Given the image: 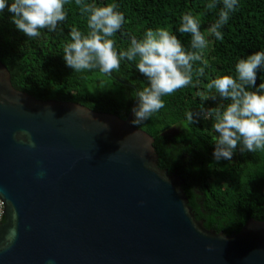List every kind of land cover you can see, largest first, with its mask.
<instances>
[{
  "label": "water",
  "instance_id": "water-1",
  "mask_svg": "<svg viewBox=\"0 0 264 264\" xmlns=\"http://www.w3.org/2000/svg\"><path fill=\"white\" fill-rule=\"evenodd\" d=\"M132 117L35 98L0 61V264H264V221L206 228Z\"/></svg>",
  "mask_w": 264,
  "mask_h": 264
},
{
  "label": "trees",
  "instance_id": "trees-1",
  "mask_svg": "<svg viewBox=\"0 0 264 264\" xmlns=\"http://www.w3.org/2000/svg\"><path fill=\"white\" fill-rule=\"evenodd\" d=\"M112 2L125 17L112 37L117 51L127 50L133 37L140 39L148 29L158 28L176 35L193 51L190 34L177 29L184 13L191 12L199 20L208 43L195 50L201 60L193 62L192 83L163 97L164 108L133 125L154 138L158 166L184 179L189 204L206 228L231 234L251 218L264 221V151L241 152L238 146L231 160H213L214 117L207 116L208 109L228 103L209 90L208 83L220 75L234 76L238 59L264 51V0H239L220 29L223 40H216L209 31L223 8L222 0H216L215 7H209L214 0H84L97 6ZM65 11L67 19L56 31L42 29L36 38L19 32L6 10L0 14V61L10 72L12 85L38 99L76 102L125 119L137 91L147 86L146 78L134 62L126 60L110 74L68 68L62 59L63 46L70 40L72 27L87 31V19L76 0H67ZM261 81L264 70L257 71V85ZM189 111L197 114L196 123L187 121Z\"/></svg>",
  "mask_w": 264,
  "mask_h": 264
},
{
  "label": "clouds",
  "instance_id": "clouds-1",
  "mask_svg": "<svg viewBox=\"0 0 264 264\" xmlns=\"http://www.w3.org/2000/svg\"><path fill=\"white\" fill-rule=\"evenodd\" d=\"M67 0H0V14L5 10L11 23L26 37L36 38L42 29L56 31L58 25L67 19ZM81 5V13L87 19V31L72 27L70 40L63 46L62 59L74 71L98 69L104 74L118 70L121 61L134 62L139 73L146 78L147 86L138 90L135 104L131 108L134 125L150 119L165 107L163 97L192 83V65L201 60L195 50L207 47L208 41L200 31L199 20L184 13L177 29L181 34H190L191 49H186L181 41L164 28L148 29L142 38L133 37L125 51H117L112 37L125 22L124 15L115 2L97 6L95 3ZM223 8L218 19L210 26V34L216 40H223L220 29L227 24L230 13L234 12L239 0H222ZM216 0L209 7H215ZM264 70V51H256L238 59L235 75H220L211 80L207 87L215 90L219 98L228 101L217 108L208 109L207 116L214 117L212 128L215 136L212 157L215 161L231 160L238 146L240 151H264V81L257 85V71ZM202 71V70H201ZM216 100V96L210 97ZM201 108V112H204ZM189 123L197 122V114L186 113ZM107 127V125H105ZM29 146L35 144L29 140ZM43 176V172L39 173ZM4 199H0L2 201ZM13 226L8 229L0 249H7L16 237V211L8 201ZM4 210L0 204V223L4 220ZM48 264H54L49 261Z\"/></svg>",
  "mask_w": 264,
  "mask_h": 264
},
{
  "label": "built area",
  "instance_id": "built-area-1",
  "mask_svg": "<svg viewBox=\"0 0 264 264\" xmlns=\"http://www.w3.org/2000/svg\"><path fill=\"white\" fill-rule=\"evenodd\" d=\"M3 202L2 201H0V204H2ZM2 206H3V204H2ZM1 224V223H0Z\"/></svg>",
  "mask_w": 264,
  "mask_h": 264
}]
</instances>
